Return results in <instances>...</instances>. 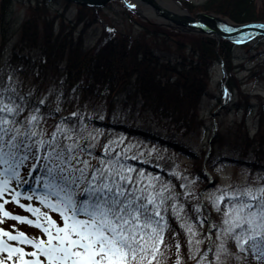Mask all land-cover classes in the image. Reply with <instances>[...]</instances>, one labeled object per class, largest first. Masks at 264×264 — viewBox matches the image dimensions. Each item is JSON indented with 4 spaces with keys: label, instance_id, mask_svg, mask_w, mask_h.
<instances>
[{
    "label": "snow or ice",
    "instance_id": "snow-or-ice-1",
    "mask_svg": "<svg viewBox=\"0 0 264 264\" xmlns=\"http://www.w3.org/2000/svg\"><path fill=\"white\" fill-rule=\"evenodd\" d=\"M16 83L9 75L0 84V264H169L173 252L183 264L169 210L187 233L194 264H264V183L218 189L208 199L221 219L197 204L192 220L171 180L128 165L110 152L112 141L96 155L103 132L79 110L60 115L49 131L47 94L30 104ZM8 220L39 233L5 227Z\"/></svg>",
    "mask_w": 264,
    "mask_h": 264
},
{
    "label": "trees",
    "instance_id": "trees-1",
    "mask_svg": "<svg viewBox=\"0 0 264 264\" xmlns=\"http://www.w3.org/2000/svg\"><path fill=\"white\" fill-rule=\"evenodd\" d=\"M50 1L34 0L32 3L30 0L27 17L19 27L16 45L18 50L11 52L6 61L2 62V49L9 39L5 23L13 0H0V84L7 82L11 75L17 82V90L26 94L30 104L38 102L47 94L44 111L54 112L53 115L46 116L49 131L60 115L67 118L68 113L79 110L85 119L91 120V130L103 132L94 150L95 154L103 155L104 145H108L109 141L113 142L109 145L110 152L120 154L121 150L114 143L117 131L111 124L116 116V99L130 85L132 91L127 92L126 97L140 99L141 114L151 123L168 131L189 135L199 130L198 108L209 93L211 67L217 61L223 64L226 71V77L222 81L226 80V87L237 98L233 106L242 111L243 116L227 126V130L220 126L212 139L206 165L220 162L223 151H227L239 158L252 157L248 163L250 175L264 172V107L260 102L255 131L251 134L246 115L254 106L251 100L253 95L241 88L240 79L235 75L234 43L226 39L183 34L184 39L176 40L175 60L164 62L156 55L155 50H171V39L174 35L181 34L145 22L126 10L130 19L141 29L137 35L112 34L106 29L92 46L86 48L84 31L95 21L92 14L98 9L77 5L75 19L67 24L64 11L52 12ZM63 1L67 6L71 4ZM178 1L192 15L208 11L224 15L240 24L264 22V0H206L200 4L190 0ZM34 49H38L41 54L37 59L29 55ZM57 96L62 97L60 112H55ZM98 114H102L104 120L100 126L93 119ZM126 156L122 153L121 158L128 165L137 170L144 167L142 163ZM159 177L165 181L161 175ZM203 184L197 177L195 185L198 186L187 197L182 194L178 197L192 220L199 217L196 202L198 204V191ZM206 204L212 219L218 222L221 214L211 201ZM199 211L203 209L200 208ZM169 219L176 232L181 234V252L185 256L183 264H194L188 258L190 249L187 233L171 215V210ZM204 243L206 244V240ZM169 264H175L174 252Z\"/></svg>",
    "mask_w": 264,
    "mask_h": 264
},
{
    "label": "rangeland",
    "instance_id": "rangeland-1",
    "mask_svg": "<svg viewBox=\"0 0 264 264\" xmlns=\"http://www.w3.org/2000/svg\"><path fill=\"white\" fill-rule=\"evenodd\" d=\"M157 5H154L148 0H126L128 5L135 4V17L142 20H152L156 24L168 25L171 28L179 29L175 26L165 13L159 8L165 7L168 11L180 13L178 5L173 0H155ZM196 4L203 3L206 0H190ZM33 3L34 0H31ZM30 0H13L11 10L7 16L6 27L9 32L8 42L3 48V60L9 57L13 50L17 51V33L19 25L26 18L29 10ZM109 4V3H108ZM99 6L98 10L93 12L95 21L84 31L85 47L89 48L97 40L98 36L105 30H109L112 34L125 33L131 36L137 35L141 29L135 24L133 19H130L126 9H129L120 1L110 2V6ZM51 11H64V18L69 24L73 21L77 14V6L72 3L68 6L62 0H51ZM66 6V7H65ZM65 9V10H64ZM183 14V13H180ZM222 16V15H220ZM172 29V30H175ZM186 33V32H185ZM180 35H174L170 41V49L159 50L155 53L161 61H174L177 48L175 47L178 38L184 39L182 32ZM199 34V33H197ZM246 43L247 46H242ZM235 60V75L240 79L241 88L249 92L253 97L254 103L246 115L247 124L251 133L255 131L256 114L258 105L262 102L264 107V37L256 36L242 43H235L234 47ZM33 59L41 56L38 49L29 52ZM224 77L220 62H215L211 67V79L209 83V93L202 99L198 108L200 120V128L195 133L184 136L175 131H166L156 127L151 123L144 114L140 112V99L135 100L133 97H126L127 92L132 90L131 86L127 90L120 93L115 102L116 118L113 119L112 127L117 131L115 133L114 143L122 149V153H126L132 160L144 163L148 166L152 175H158L163 172L165 182L171 180L173 185H179L180 190L190 192V183L193 180L189 172L195 171V175L203 176V169L198 170L201 164L204 151L208 147V139L213 130L214 121L212 112L216 111V131L221 127L230 126L234 121L242 118L243 112L234 108V103L237 101L236 96L230 93H223ZM230 94V96H229ZM254 95H258L255 97ZM221 105V106H220ZM98 125L103 122L102 117L94 120ZM127 133L130 135H124ZM170 148L171 151H167ZM223 161L221 165L209 167L207 172H210L211 179L218 176V186L216 188L205 191V197H209L217 192H227L231 189H242L251 184L264 183L260 178H264V173L249 175V170L245 167L249 158L236 160L232 153L223 151ZM207 178L206 176H203ZM31 179V178H29ZM184 185L185 187H181ZM38 203V202H36ZM9 209L20 213L27 214L19 206L9 203L6 205ZM12 224H17V227L28 231L29 234L39 233V229L30 227L26 224H18L15 220H8L4 224L8 227Z\"/></svg>",
    "mask_w": 264,
    "mask_h": 264
},
{
    "label": "water",
    "instance_id": "water-1",
    "mask_svg": "<svg viewBox=\"0 0 264 264\" xmlns=\"http://www.w3.org/2000/svg\"><path fill=\"white\" fill-rule=\"evenodd\" d=\"M72 1L79 4L100 6V5H105L107 2L111 0H72ZM148 1H150L154 5H157V3L154 0H148ZM161 9L164 10L163 8ZM181 10L186 15L171 13V17L175 20L178 26H180L182 31L185 32L202 33L208 36H213L217 39L225 38L232 42H241L257 35L264 36V23L257 22V23H248V24H236L228 20L230 21V23L235 25V29L229 30L219 23L217 16L206 13H199L196 16H191L187 9L181 7ZM189 25L200 27L201 30H196L195 28L193 29L189 27Z\"/></svg>",
    "mask_w": 264,
    "mask_h": 264
},
{
    "label": "bare ground",
    "instance_id": "bare-ground-1",
    "mask_svg": "<svg viewBox=\"0 0 264 264\" xmlns=\"http://www.w3.org/2000/svg\"><path fill=\"white\" fill-rule=\"evenodd\" d=\"M70 1H71L72 3H76V2H74V1H72V0H70ZM217 19H218L219 23H220L221 25H223L225 28H227V29H229V30L235 29V25L232 24V23H230L226 18L218 16ZM212 115H213V117H215V116L217 115V110H216V111H213V112H212ZM220 126H221V124H220ZM222 128H223V127H222ZM224 128L227 130L228 127H224ZM208 150H209V152L211 153V147H209ZM250 161H251V159H249L248 162H250ZM247 164H248V163H247Z\"/></svg>",
    "mask_w": 264,
    "mask_h": 264
}]
</instances>
